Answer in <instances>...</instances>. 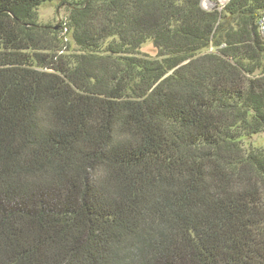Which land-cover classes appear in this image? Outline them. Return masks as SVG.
<instances>
[{"label":"trees","instance_id":"trees-1","mask_svg":"<svg viewBox=\"0 0 264 264\" xmlns=\"http://www.w3.org/2000/svg\"><path fill=\"white\" fill-rule=\"evenodd\" d=\"M48 1L0 0V264H264V0Z\"/></svg>","mask_w":264,"mask_h":264},{"label":"rangeland","instance_id":"rangeland-1","mask_svg":"<svg viewBox=\"0 0 264 264\" xmlns=\"http://www.w3.org/2000/svg\"><path fill=\"white\" fill-rule=\"evenodd\" d=\"M60 16V21H59V16ZM38 17H39V22L41 24L45 25H51L53 27H60V24H62L65 19L68 17L70 13L69 6L67 4L61 5L60 1L55 0V1H48L43 3L41 6L38 7L37 9ZM64 37L65 40H68L71 46L72 51H78L80 47L77 45V43L74 41L72 34L64 31ZM142 51L145 53L149 54H155L156 51L154 49V46L151 42L146 43ZM244 143L249 146V145H264V132L254 134L252 136H247L244 139Z\"/></svg>","mask_w":264,"mask_h":264},{"label":"built area","instance_id":"built-area-1","mask_svg":"<svg viewBox=\"0 0 264 264\" xmlns=\"http://www.w3.org/2000/svg\"><path fill=\"white\" fill-rule=\"evenodd\" d=\"M231 0H202V7L207 11L217 10L222 12ZM258 30L261 38L264 40V13L261 15L258 23Z\"/></svg>","mask_w":264,"mask_h":264},{"label":"water","instance_id":"water-1","mask_svg":"<svg viewBox=\"0 0 264 264\" xmlns=\"http://www.w3.org/2000/svg\"><path fill=\"white\" fill-rule=\"evenodd\" d=\"M58 16H59V12H58ZM59 21H60V16H59ZM56 28H58V26Z\"/></svg>","mask_w":264,"mask_h":264}]
</instances>
